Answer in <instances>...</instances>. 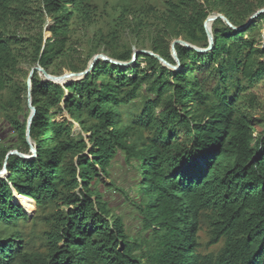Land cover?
Returning <instances> with one entry per match:
<instances>
[{"label": "trees", "instance_id": "trees-1", "mask_svg": "<svg viewBox=\"0 0 264 264\" xmlns=\"http://www.w3.org/2000/svg\"><path fill=\"white\" fill-rule=\"evenodd\" d=\"M262 7L264 0H0V129L14 134L0 140V169L10 150H30L25 83L16 80L26 58L52 75L83 71L98 53L127 62L133 49L117 46L121 29L150 25L148 50L176 65L165 42L207 47L208 15L241 27ZM45 17L53 24L43 43ZM263 28L264 13L238 31L218 18L210 52L175 46L176 71L138 53L130 66L98 60L64 85L34 72L36 155H10L8 176H0V264H264V131L253 137L251 120L264 109L256 88ZM64 113L70 122L59 120ZM120 162L131 174L125 185L112 179ZM14 191L34 201L31 217ZM118 197L124 208L111 205Z\"/></svg>", "mask_w": 264, "mask_h": 264}, {"label": "water", "instance_id": "water-1", "mask_svg": "<svg viewBox=\"0 0 264 264\" xmlns=\"http://www.w3.org/2000/svg\"><path fill=\"white\" fill-rule=\"evenodd\" d=\"M262 13H264V7L258 9L256 12H254L248 18V20L246 21V23L243 26H241V27L234 26L228 20V18L225 15L221 14V13L215 12V13H212V14L208 15L206 17V19L204 20V22H203L204 30H205V33H206V36H207V41H208L207 47H199V46H196L194 44H191V43H189V42H187V41H185L183 39H175V40H173L171 42V44H170V54H171L172 59L176 62V65L170 64L165 59H163L160 55H158V54H156V53H154L153 51H150V50H133L131 59L129 61H127V62H125V61H119V60L110 58L106 54L99 53V54H95L88 61L86 68L83 71H80V72H71V71H69V72H65V73H63L61 75H52V74L47 73L41 66L37 65L36 67H33L30 70L29 80L32 79L34 72H37V73L39 72V75L43 77L44 81H50V82H53V83H56V84L64 85V84H67V83H70V82H75V81H79V80L83 79L88 73L91 72V70L93 69L95 63L98 60L110 62L112 64H116V65H120V66H130V65H132V64L135 63V61L137 59V54L138 53L150 54V55L154 56L155 58H157L163 66L167 67L170 70H173V69H176V68H178L180 66V61L178 59L177 52H176V49H175V46L177 44L178 45H181L182 47H185V48H191V49L197 51L200 54H205V53H208V52H210L212 50L213 45H214V37H213V32H212V24H213V22L216 19H218V18L221 19L225 24H227L228 26H230L234 30H237L238 31V30H242V29L246 28L254 19H257L258 16L260 14H262ZM46 40H47V38H44L43 43ZM30 89H31V86H30ZM30 91L31 90H28V96H27V102H28V107H29V114H28V117L26 119L25 139H26V143L28 144L30 150H32V151H34V153H36L35 146L31 143L32 140L30 138V127H31L33 118H34V116L36 114V108L31 103ZM10 155H18V156H20L22 158H26V159L33 157L31 155L22 154L19 151H17L16 149L10 150L6 154V156L4 158V161H3L2 168L0 169V176L3 177V178H5V177L8 176L7 161H8V158H9ZM16 195H19V194L14 191V194H13V202L14 203H17L16 200H15V198H14ZM21 197H23V196H21ZM28 199H30V198H28ZM23 209H24V207H23ZM24 211H25V209H24ZM27 214L30 217L32 216V212L31 213H27Z\"/></svg>", "mask_w": 264, "mask_h": 264}, {"label": "rangeland", "instance_id": "rangeland-1", "mask_svg": "<svg viewBox=\"0 0 264 264\" xmlns=\"http://www.w3.org/2000/svg\"><path fill=\"white\" fill-rule=\"evenodd\" d=\"M108 1H109L110 4H112L115 0H108ZM200 2L204 3V0H200ZM108 7H109V5H108ZM52 24H53L52 19H50L49 17H45V24H44L43 30H42L43 41H44V38H47V39L49 38V33L50 32L47 31V30H49V27ZM33 25L34 26L37 25L36 21L33 23ZM96 29H97V27L93 26L90 29H88L86 32H79L77 35L80 37V40L81 39L87 40L93 34V32H95ZM261 32L264 33V28L261 30ZM152 35H153V26L142 25V26H140L139 29L133 30L130 25H126V26H124L121 29V31L119 33V37L116 40V43L118 44L117 46L119 48H121L124 45H132V49L133 50H143V49L148 50V48L150 47V41H151ZM177 39H182V38L180 37V38H177ZM171 42L170 41H167L165 43L163 42L164 43L163 46L167 47L169 49V52H170V44H171ZM103 54H105V53H103ZM36 66H37V64L32 63L27 58L20 65V73L17 76L16 80L20 84L21 87L25 83V88L22 87L21 103H20V105L23 108H28L29 109L28 102H27L28 90H31L30 89V86H31V82L30 81H31V79L29 80V73H30V70L33 67H36ZM53 68H54V66L51 67V69H53ZM176 70H177V68L173 69V71H176ZM63 71H64V73L65 72H69V71H67L65 69ZM38 76H39V78L41 80L44 81L43 77L39 75V72H38ZM256 88H257V91L262 95V98H263L262 100H263V103H264V79H262V80H260L258 82ZM62 118L67 119L69 122L71 121L70 118L65 113L62 116L59 117V120H61ZM251 120H252V123L254 124V126L256 128V132L254 133L253 137H256L257 135L262 134L263 131H264V109L262 111L258 110L257 112L252 114L251 115ZM0 123H2V122L0 121ZM73 130L79 131V126L74 124L73 125ZM13 135L14 134H11L10 128L8 126H6V127L4 126V128L0 129V140L3 137H5V136L9 137V136H13ZM31 143L34 145V143L32 141H31ZM20 148L23 151L25 150L24 147H22V146ZM26 155H28V154H26ZM128 170L129 169L124 166L123 162H120L117 165L115 164L112 167V169H111V171H112V179L114 181H116V183L119 184V185H125L126 177L127 176H131V174H130V172ZM102 181L106 182V183H109L110 180L102 178ZM111 205H113V206L114 205H121V208H124V206H122L121 197H118L117 200H115L113 202V204H111ZM32 208H33V205H31V209L29 211H27V208H26V211L28 213H31Z\"/></svg>", "mask_w": 264, "mask_h": 264}, {"label": "bare ground", "instance_id": "bare-ground-1", "mask_svg": "<svg viewBox=\"0 0 264 264\" xmlns=\"http://www.w3.org/2000/svg\"><path fill=\"white\" fill-rule=\"evenodd\" d=\"M177 70H178V68H177ZM15 199L16 200H20L19 202H20V204L23 206V207H25L24 209H26L27 208V211H29L30 209H31V205H33L34 204V201L32 200V199H28V198H25V197H21L20 195H16L15 196ZM29 202V204H30V206H27V203ZM26 211V210H25ZM26 211V212H27Z\"/></svg>", "mask_w": 264, "mask_h": 264}, {"label": "built area", "instance_id": "built-area-1", "mask_svg": "<svg viewBox=\"0 0 264 264\" xmlns=\"http://www.w3.org/2000/svg\"><path fill=\"white\" fill-rule=\"evenodd\" d=\"M28 155H31V156L35 157L36 153H34V151L30 150Z\"/></svg>", "mask_w": 264, "mask_h": 264}]
</instances>
